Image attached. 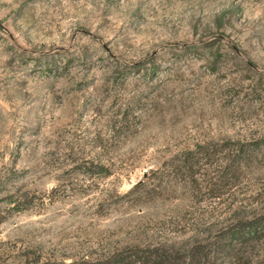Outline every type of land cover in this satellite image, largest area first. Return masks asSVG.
<instances>
[{
  "label": "rangeland",
  "instance_id": "obj_1",
  "mask_svg": "<svg viewBox=\"0 0 264 264\" xmlns=\"http://www.w3.org/2000/svg\"><path fill=\"white\" fill-rule=\"evenodd\" d=\"M0 264H264V0H0Z\"/></svg>",
  "mask_w": 264,
  "mask_h": 264
},
{
  "label": "trees",
  "instance_id": "obj_2",
  "mask_svg": "<svg viewBox=\"0 0 264 264\" xmlns=\"http://www.w3.org/2000/svg\"><path fill=\"white\" fill-rule=\"evenodd\" d=\"M161 258H163V256H160ZM165 260H168V258H165Z\"/></svg>",
  "mask_w": 264,
  "mask_h": 264
}]
</instances>
